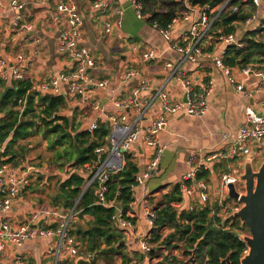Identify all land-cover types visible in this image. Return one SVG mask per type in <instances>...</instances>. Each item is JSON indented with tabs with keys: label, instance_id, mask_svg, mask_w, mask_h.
<instances>
[{
	"label": "built area",
	"instance_id": "built-area-1",
	"mask_svg": "<svg viewBox=\"0 0 264 264\" xmlns=\"http://www.w3.org/2000/svg\"><path fill=\"white\" fill-rule=\"evenodd\" d=\"M114 0H95L93 9L105 13ZM182 2L184 11L173 18L171 23L165 28L152 23L159 35L167 42L168 49L175 51L181 57L177 64L165 62L162 64L164 72L163 82L158 87L151 88L145 81H140L128 94H119L116 98H111V108L104 110L99 100L93 94L95 90H105L108 88L106 80H95L90 72L95 67V61L89 50L83 46L81 22L74 6L70 4H60L57 13L52 15L54 25L60 23V13L67 17L66 27L58 36V52L71 65L68 71L52 74L48 80L40 83L31 81L27 67V59L23 55H17L12 61L0 57V78L3 81H22L28 80L31 83V90L41 95L63 96L65 95L70 103L80 108H88L96 113V116L89 123L87 132L93 135L100 124H108L109 134L107 145L102 144L93 149L95 161L85 163L82 172L86 178L82 192L89 187H96V204L101 206H113L115 203L107 202L106 193L107 182L111 176L120 173L127 160L132 162L136 155L134 145L142 136L143 144L151 149V156L145 164L144 170L134 177L131 191L134 192L137 186L142 185L146 180L156 176L159 163L164 152V145L159 141V134L167 126L166 116L172 114H183L187 117H201L208 108L207 97L212 90L213 82L208 80L199 89L193 85L182 65H195L202 57L203 42L209 34L212 22L204 9L190 6L186 0H175ZM226 0L218 10L220 12L229 2ZM255 6V12L245 21L244 29L253 27L257 24L260 15L261 0H251ZM30 0H11L9 8L14 12L12 17L13 29H20L22 23V11L26 8ZM137 19H143L142 0H129ZM4 8V0H0V10ZM236 9H234L235 11ZM114 20L107 21L104 25V34L108 35L114 28L122 26V11L116 10L113 14ZM188 23V29L182 38L176 40L172 34V27L179 21ZM20 26V27H19ZM29 28V27H27ZM218 41L225 47L233 46L241 49L243 43L240 40V33L229 36H220ZM224 50L212 55V63L216 69L223 73L228 81L236 83L230 75V68L223 62ZM159 54L154 47L149 48L141 54V62H157ZM243 81L250 77L259 79V90L264 92V71L254 67L246 66L239 68ZM138 72L128 70L123 75V81L137 78ZM177 82L183 90V100L172 103L166 92V85ZM241 82L235 85V90L240 91ZM150 91V92H149ZM148 93V94H146ZM64 97V96H63ZM157 109L156 112H153ZM244 124L238 129L234 142L228 152H213L207 161H220L225 159H238L243 162L245 157L255 154V158L262 161L264 159V101L259 107V111L253 110L249 106L244 107ZM194 158H189V164L193 163ZM24 166V165H23ZM14 167L11 163L4 162L0 158V259L3 260L6 247H21L25 242L34 239H55L53 245L48 246L47 253L52 255L50 264H59L63 257L81 260L76 248V238L70 235V228L76 223L75 207L63 212L58 208H41L29 214L25 221L12 224L7 220L14 202L22 194L29 195L28 189L31 185V168ZM255 168V167H254ZM205 167L192 168L188 173L181 177L179 184L180 194L184 197L195 199L196 205L205 207L208 203L207 186L202 180H196V174ZM237 172L223 173L220 177V189L227 196V186L236 185L237 191L241 194L237 182ZM176 208L178 203L173 204ZM194 207L189 208L192 211ZM241 204L237 200H219L216 205L217 212H212L220 220V227L230 231V223L225 218L233 212L238 211ZM117 209V213L112 217V221L121 230L126 231L131 243L137 245L143 255H148L151 246L147 241L148 233L153 227L154 210L153 207L144 201L141 210L145 217L148 233H138L134 231L130 221L122 217V212ZM41 222V227L38 223ZM225 222L229 225H225ZM239 233L236 232L238 237ZM247 252L245 250L243 255ZM87 257H91L88 255ZM15 264H22L16 262Z\"/></svg>",
	"mask_w": 264,
	"mask_h": 264
},
{
	"label": "crops",
	"instance_id": "crops-1",
	"mask_svg": "<svg viewBox=\"0 0 264 264\" xmlns=\"http://www.w3.org/2000/svg\"><path fill=\"white\" fill-rule=\"evenodd\" d=\"M10 2L11 0H4V8L0 10V57L12 61L15 56L23 55L27 59L29 76L34 83L46 81L52 74L68 71L71 68L70 63L58 52V36L67 25V17L64 13H60V23L54 25L52 15L57 13L60 4H70L75 7L81 22L83 46L89 50L95 61V67L90 74L95 80L108 82L107 89L93 91L104 110L111 108V98H116L119 94H128L142 80L151 88L158 87L162 84L164 77L162 64L165 62L177 64L181 60L178 53L168 49L167 42L147 21L149 18L147 15L143 19H137L129 0H114L105 13L93 9L95 0H30L22 11V28L20 29L12 27L14 12L9 8ZM116 10L122 11V26L119 29L114 28L110 34L106 35L104 25L107 21L114 20L113 14ZM187 29L188 23L180 20L172 27L173 37L176 40L181 39ZM211 41L209 38L205 39L202 57L195 65H182L196 89L208 80L213 82L212 90L207 97V111L201 117H187L180 113L166 116L167 126L159 134V141L165 149L157 174L136 187L135 202L130 207V213L136 220L133 229L137 234L149 231L141 210L146 197L153 194L159 197L176 185L179 186L181 177L192 168L205 167L209 171L208 181L203 182L207 186V204L212 207H216L219 200H226V194L219 186L221 175L226 172L231 174L233 171L237 172V176L242 173V162L238 159L208 162L207 158L213 152L229 151L238 129L245 122L244 107L249 106L259 111L264 101V92L259 90L258 78L250 77L243 81L238 67H229L230 75L236 81L234 84L230 83L228 78L215 68L211 58L212 55L225 50V45L220 41ZM151 47L158 52L159 60L142 63L141 54ZM210 47L212 49L209 52ZM128 70L137 71L138 77L123 81V75ZM240 82L242 88L236 91L235 85ZM165 89L172 103L183 100V90L177 82L167 84ZM63 96L67 103L72 104L79 111L85 109L70 103L69 99ZM87 111L86 118L81 119L79 130L86 129V133L89 134L87 128L96 113L89 109ZM156 111L157 109H154L153 112ZM71 114L69 110L63 113L66 117ZM90 138L92 139L91 134ZM104 144L107 145V141ZM133 149L136 150V155L131 160L136 165V174H140L151 156V149L143 144L142 136ZM191 156L194 160L192 164H189ZM27 159L29 158L25 157L17 167L31 168L29 195L22 194L14 202L7 215V220L12 224L25 221L29 214L38 209L55 208L52 202H50L51 206L49 204L47 193L49 185L56 186L57 183L67 179L73 171L66 169L64 165L58 167L54 163L56 167H52L50 173L47 169L41 170L35 167ZM79 172L84 176L82 169ZM196 206L195 199L181 195V201L176 209L188 211L189 208ZM122 235L121 244L124 245L125 251L129 254L133 252L137 254V257L132 256L135 260L131 264H149L148 255H143L137 245L131 243L127 232L122 231ZM54 242V238L34 239L25 242L19 248L8 245L3 260L0 259V264L16 262L50 264L52 255L48 254L47 250L48 246L53 245ZM88 259L91 257L81 258L87 264ZM64 260L67 258L63 257L61 261ZM68 260H74L72 262L75 263L80 261L72 258Z\"/></svg>",
	"mask_w": 264,
	"mask_h": 264
},
{
	"label": "trees",
	"instance_id": "trees-1",
	"mask_svg": "<svg viewBox=\"0 0 264 264\" xmlns=\"http://www.w3.org/2000/svg\"><path fill=\"white\" fill-rule=\"evenodd\" d=\"M186 1L190 6L204 9L210 19L216 17L207 35L211 42L218 41L220 36L241 32V49L225 47L223 62L226 66L264 69V0H261L257 24L244 30L245 21L255 12L251 0H230L220 12L218 9L226 0ZM184 10L183 3L175 0H142V14L149 17V23L162 28ZM67 107L63 96L41 95L31 90L28 80L3 81L0 78V158L16 167L30 151L27 144L30 138L40 136L47 140L48 148L54 152V163L73 170L67 179L56 184L53 207L65 212L77 201L76 219L88 218L85 227L75 223L69 231L77 240L79 258L90 255L88 264H131L135 260L132 256L137 257V254L125 251L121 244L122 231L117 229L112 217L118 208L122 217L135 225L136 220L130 213L135 198L130 187L137 173L136 165L127 160L124 169L108 180L106 200L113 201L115 207L96 204V187L93 185L82 192L86 178L79 170L85 163L95 161L93 149L105 143L109 130L106 124H100L91 139L86 129L79 130L86 114L74 109L71 116L66 117L63 113ZM208 176L209 171L201 169L196 180L207 182ZM145 201L154 210L153 227L147 237L151 246L149 260H156L155 264H190L188 259L195 248L196 264H205L206 260L207 264H225L221 261L228 254L231 264H239L247 249L235 233L248 231L245 226L240 227L238 220L231 222L230 231H226L220 227V220L211 216L212 212H217L216 207L207 204L196 206L192 211H178L173 206L181 201L178 185L159 197L148 195ZM59 264L78 263L67 259Z\"/></svg>",
	"mask_w": 264,
	"mask_h": 264
},
{
	"label": "water",
	"instance_id": "water-1",
	"mask_svg": "<svg viewBox=\"0 0 264 264\" xmlns=\"http://www.w3.org/2000/svg\"><path fill=\"white\" fill-rule=\"evenodd\" d=\"M52 97V95H48ZM108 126V124L106 123ZM255 154H251L242 162V173L237 177L238 185L243 193L237 191L236 185L229 184L227 200H237L241 208L225 218L227 222L238 220L240 227L245 226L248 235L239 234L238 238L245 244L247 252L240 258L239 264H264V159L259 167L254 168ZM41 227V222L38 223ZM190 264H196L195 248L188 259ZM221 262L231 264L229 254ZM78 264H87L80 260ZM207 264V260L205 261Z\"/></svg>",
	"mask_w": 264,
	"mask_h": 264
},
{
	"label": "rangeland",
	"instance_id": "rangeland-1",
	"mask_svg": "<svg viewBox=\"0 0 264 264\" xmlns=\"http://www.w3.org/2000/svg\"><path fill=\"white\" fill-rule=\"evenodd\" d=\"M239 33L241 34V32H239ZM67 105H68L67 110H69L71 112L74 109H76V108H74V106L72 104L67 103ZM81 112L85 113L87 116L88 111H84V110L82 111L81 110ZM86 116H84L83 118H86ZM27 144L29 145L30 151L26 157L29 158L27 160H29L32 163V165L40 168L41 170L47 169L49 172L52 171V167H56L54 164L55 161H54V157H53L54 152L50 151V149L48 148L49 145H48L47 140H44L42 137L37 136L34 138H30L27 141ZM260 163H261L260 159H258V158L254 159V167L256 169L259 167ZM237 186H238V184H237ZM54 187H55V185H53V184L49 185L48 192H47L49 194L50 206H51L50 202H52L51 199L56 195V188H54ZM238 188L240 190H242L241 187H238ZM87 220H88V218H84L83 220L77 219V223L75 225L83 228L86 226ZM239 234L248 235V232L241 231V233H239ZM72 261H74V260H72ZM155 262H156V260H153V261L150 260L149 264H155Z\"/></svg>",
	"mask_w": 264,
	"mask_h": 264
}]
</instances>
